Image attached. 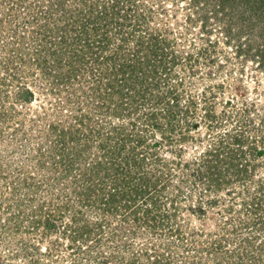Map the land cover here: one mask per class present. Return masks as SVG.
Here are the masks:
<instances>
[{"label": "rangeland", "instance_id": "obj_1", "mask_svg": "<svg viewBox=\"0 0 264 264\" xmlns=\"http://www.w3.org/2000/svg\"><path fill=\"white\" fill-rule=\"evenodd\" d=\"M40 1L44 0H0V264H125L123 259L133 258L153 264L146 249L163 253L167 263L162 264H236V258L242 264L254 262L248 253L257 255L264 241V227L256 223L264 219V204L252 212L243 202L264 183V0H86L101 21L100 11L120 2V12L116 9L112 18L103 19L113 23V33L121 19L127 20L121 15L127 14V29L145 41L148 34L134 23L146 17L148 32L160 35L158 51L178 57L171 73L175 79L167 81L164 73L169 71H163L161 86L153 92L160 97L171 82L176 84L178 93H184L181 103L192 113L176 121L179 127L170 136H150L158 156L170 161L164 168L149 165L167 173L158 172L159 183L167 188L157 187L163 195L164 220L156 228L133 221L129 208L104 211V217L95 203L94 208L83 206L86 201L75 191L74 175L53 179L59 173L49 163L50 156L62 149L61 129L78 127V114L89 117L79 125L81 133L89 135L94 127L104 138L111 131L108 122L121 120L100 104L106 101L104 89L102 97L89 93L85 98L77 79L79 101L72 85L56 84V66H51L57 56L39 63L38 39L44 31L50 32L52 47L61 48V56L67 54L57 36L62 20L48 19L41 31L43 22L33 19ZM81 1L67 0L66 7L82 6ZM113 35L119 42L120 36ZM120 101L113 98L112 106ZM235 132L248 140L244 151L255 153L246 158L251 175L247 181L229 176L232 183L217 194L205 191L206 186L195 181L197 159ZM72 147L76 146L70 143L67 154ZM97 149L94 145L93 151ZM246 159L240 161L244 164ZM212 194L217 202L198 211L196 205L210 201ZM74 218L80 219L77 225ZM48 221L53 226L48 227ZM111 252L117 261L108 260Z\"/></svg>", "mask_w": 264, "mask_h": 264}, {"label": "trees", "instance_id": "obj_2", "mask_svg": "<svg viewBox=\"0 0 264 264\" xmlns=\"http://www.w3.org/2000/svg\"><path fill=\"white\" fill-rule=\"evenodd\" d=\"M46 1H40L43 4L39 5L40 9L33 11L34 14L37 13L35 17L33 14V19L43 22L41 23L43 25L39 26L41 31L45 30L44 27L48 19L56 22L58 19L64 21H60L62 24L58 27L57 33L59 34L57 36L61 39L60 43L66 45L67 54L61 56L60 51L62 53L64 51L61 48L52 47L51 44L54 41L49 40L50 32L47 34L44 31L43 36L41 35L38 39L40 49H38L37 58L39 61L41 60L39 63L46 61L47 56L53 58L57 56L54 59L55 64L51 66L52 68L56 66V73L52 74L54 82L58 85L64 83L74 87L78 79L82 85L78 91L80 94L84 93L85 98L90 97L89 93L102 97V92L105 90L106 101H102L100 104L102 107L103 105L107 106L106 113L118 116L117 118L121 120L120 123L108 122L111 131L104 138V135L94 127H90L89 135L81 133V129L78 127L81 124L85 125L88 116L87 113L78 114L76 117L78 127L73 124L65 131L64 128L61 129L62 149H59L58 154L50 156L49 163L59 173V176L53 179L57 181L74 175V183L76 182L78 186H75L77 188L75 191H79L78 197L81 201H86L83 206L90 205L91 208H94L96 205L95 207L99 208L100 214L103 213L104 217V211L109 212L124 207L130 209L135 222L139 221L146 225L151 223L150 227L153 225V228L163 225L164 216L160 210L163 195L159 193L157 187L160 188V191L167 187L165 184L159 183L158 172L164 175L167 173L164 172V169L151 170L149 165L163 167L170 161L158 156L157 145L151 143L150 136H156L159 132L164 137L170 136L179 127L176 121L182 116L186 118L192 112L190 106L181 103L183 100L181 96L184 93H178L176 84L171 82L167 89L168 92L160 97L155 91L153 92V87L155 89L161 86L160 78L165 70L169 71L164 73L168 77L167 81L175 79L171 73L178 57H174V55L166 57L164 52L158 51L161 45L158 41L160 35L148 32L146 17H140L141 19L134 23V26L145 32L144 35L148 34L145 36V41L141 38L136 39L141 34L137 33V37H134V33H130L131 30L127 29L131 22H128L127 14L121 15L127 20L122 21L121 19L113 33V23L106 20L103 22V19L112 18L116 9L117 13L120 12V7H118L120 2L118 3V1L111 8L107 6L100 11L103 15L102 21L99 13V15H94V9L86 0L81 1L82 6L76 5L73 9L66 7L69 5L67 0ZM58 12L60 14L55 16ZM28 21L30 23L31 19L29 18ZM141 22L144 25L140 24ZM113 34H116V37L120 36L117 37L119 42H116ZM133 40L136 41L133 42ZM25 54L26 56L30 55L29 52ZM28 58L24 57V60L31 61L32 58ZM90 62L96 64L93 65ZM65 66L67 68H64ZM46 71L48 72V69ZM179 82V84H183V79ZM73 89L72 95L78 97L80 101L82 96L76 86ZM113 98L120 99L121 104L112 106ZM190 102L191 105L195 104L191 99ZM162 103L164 107L160 106ZM75 105L78 106L79 111L82 110L79 103L75 102ZM135 114L136 117H134ZM187 121L186 125L189 124ZM181 128H183L182 125ZM227 137L228 139L222 140L218 147L208 150L204 157L196 158L193 171L198 179L195 181L204 184L205 191L216 193L221 187L232 183V180L247 181L246 178L251 175L250 161L246 159L248 154L244 151V145L248 140L242 137L239 132L229 134ZM68 143H73L76 147H72V150L67 154L66 150H70L67 148ZM94 145L98 148L97 151H93ZM250 148L257 149L256 147ZM248 156L254 157L255 153H249ZM241 158H245L247 161L243 164L240 161ZM255 167L254 165L252 168ZM233 175L235 177L231 180L229 176ZM153 177L156 179L153 180ZM253 192L254 194L251 196V192L249 194L251 200L247 199L243 204L250 207H247V210L256 212L261 204H264V183L260 192ZM258 194L260 195L258 196ZM212 196L210 201L200 202L196 205L198 211L203 212L206 205L217 202L218 198L213 194ZM139 200L141 201L139 202ZM174 205L176 207V204ZM141 212L143 215L139 216ZM49 221L47 226H53L54 223ZM79 221L78 218L73 220L76 225ZM256 223L260 224V228L264 227V219L263 221L256 220ZM86 225L88 226L87 223H85ZM69 226H73V224ZM87 228L92 230L90 226ZM93 232H95L94 229ZM113 233L115 232L113 231ZM248 243L251 245L249 239ZM258 248L256 247L259 252L257 255L246 250V253L249 252L248 258L255 260L254 262L250 260L248 264H264V241ZM144 254L154 260L153 264L167 263V257L163 253L157 254V250L146 249ZM107 258L110 260L118 257L116 253L111 252ZM115 260L117 261V259ZM123 260L127 261V264H139L138 258ZM236 260V264H242V261H238L237 258Z\"/></svg>", "mask_w": 264, "mask_h": 264}]
</instances>
